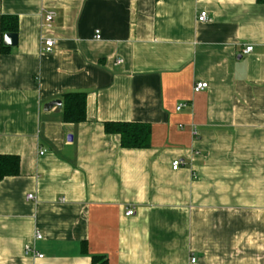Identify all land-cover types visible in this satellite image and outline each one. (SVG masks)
I'll use <instances>...</instances> for the list:
<instances>
[{
  "label": "crops",
  "instance_id": "obj_1",
  "mask_svg": "<svg viewBox=\"0 0 264 264\" xmlns=\"http://www.w3.org/2000/svg\"><path fill=\"white\" fill-rule=\"evenodd\" d=\"M1 16L18 26L0 154L20 165L0 180V264H264L263 3L0 0ZM70 92L83 121L63 120ZM110 121L150 124L149 147H121Z\"/></svg>",
  "mask_w": 264,
  "mask_h": 264
},
{
  "label": "trees",
  "instance_id": "obj_2",
  "mask_svg": "<svg viewBox=\"0 0 264 264\" xmlns=\"http://www.w3.org/2000/svg\"><path fill=\"white\" fill-rule=\"evenodd\" d=\"M263 3L264 0H256ZM17 19L11 16L0 17V32L3 36L6 32H17ZM2 51L8 47L3 43ZM85 99L82 92H70L63 95V120L68 122H80L85 119ZM104 130L109 134H118L120 145L124 148H147L150 145V124L129 121H110L104 123ZM20 158L15 154H0V180L7 176L19 173ZM91 264H108L104 255H92Z\"/></svg>",
  "mask_w": 264,
  "mask_h": 264
},
{
  "label": "built area",
  "instance_id": "obj_3",
  "mask_svg": "<svg viewBox=\"0 0 264 264\" xmlns=\"http://www.w3.org/2000/svg\"><path fill=\"white\" fill-rule=\"evenodd\" d=\"M52 12H47L45 15H44V19L46 22H50L52 20ZM197 20L198 21H201V22H204V21H207L208 20V16H207V12L206 11H200L198 16H197ZM95 37L96 38H100V34H99V30H96L95 31ZM54 46V39L53 38H50V37H45V38H42L41 40V49L42 51H45V52H49L52 50ZM253 49V46L252 45H248L246 46L244 49H243V52L244 53H248L250 52L251 50ZM207 87V82H196L194 83V86H193V90L194 91H200L204 88ZM183 106V104H179L178 106H176V109H180L181 107ZM43 153V150H40V154ZM181 164V161L180 160H174L172 162V169H177ZM33 197L32 194H28L27 195V198L28 199H31ZM134 214V209L133 208H128L126 209L125 211V215L129 216V215H132ZM42 237L41 233L39 231H36L35 233V238L36 239H40ZM29 252H34V254L37 256V257H42L43 255L38 253V252H35L33 251L29 246H26V253H29ZM191 262H194L195 261V258L192 257L190 259Z\"/></svg>",
  "mask_w": 264,
  "mask_h": 264
},
{
  "label": "water",
  "instance_id": "obj_4",
  "mask_svg": "<svg viewBox=\"0 0 264 264\" xmlns=\"http://www.w3.org/2000/svg\"><path fill=\"white\" fill-rule=\"evenodd\" d=\"M16 41H17L16 33L6 32L3 35V42H4L5 45H8V46L15 45ZM54 104L61 105V101L60 100H53V101L49 102L48 104H46L45 107H50V106H52ZM69 138H70V136H69Z\"/></svg>",
  "mask_w": 264,
  "mask_h": 264
}]
</instances>
